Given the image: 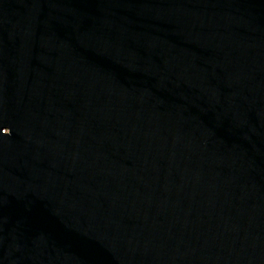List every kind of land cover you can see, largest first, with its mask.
I'll list each match as a JSON object with an SVG mask.
<instances>
[{
    "label": "water",
    "instance_id": "95a60500",
    "mask_svg": "<svg viewBox=\"0 0 264 264\" xmlns=\"http://www.w3.org/2000/svg\"><path fill=\"white\" fill-rule=\"evenodd\" d=\"M0 264H264V0H0Z\"/></svg>",
    "mask_w": 264,
    "mask_h": 264
}]
</instances>
